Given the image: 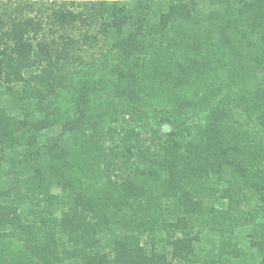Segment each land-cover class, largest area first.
I'll return each mask as SVG.
<instances>
[{
    "label": "trees",
    "instance_id": "trees-1",
    "mask_svg": "<svg viewBox=\"0 0 264 264\" xmlns=\"http://www.w3.org/2000/svg\"><path fill=\"white\" fill-rule=\"evenodd\" d=\"M0 0V264H264V0Z\"/></svg>",
    "mask_w": 264,
    "mask_h": 264
},
{
    "label": "rangeland",
    "instance_id": "rangeland-1",
    "mask_svg": "<svg viewBox=\"0 0 264 264\" xmlns=\"http://www.w3.org/2000/svg\"><path fill=\"white\" fill-rule=\"evenodd\" d=\"M15 1H18V0H15ZM30 1H34V2L43 1L46 5H50L52 3L51 0H30Z\"/></svg>",
    "mask_w": 264,
    "mask_h": 264
}]
</instances>
